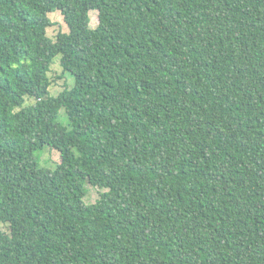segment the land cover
<instances>
[{
	"label": "trees",
	"instance_id": "trees-1",
	"mask_svg": "<svg viewBox=\"0 0 264 264\" xmlns=\"http://www.w3.org/2000/svg\"><path fill=\"white\" fill-rule=\"evenodd\" d=\"M0 264H264V0H0Z\"/></svg>",
	"mask_w": 264,
	"mask_h": 264
},
{
	"label": "rangeland",
	"instance_id": "rangeland-1",
	"mask_svg": "<svg viewBox=\"0 0 264 264\" xmlns=\"http://www.w3.org/2000/svg\"><path fill=\"white\" fill-rule=\"evenodd\" d=\"M90 15H91V26L92 27L97 26L98 11L92 10L90 12ZM49 16L51 21L53 22V24L48 28V35L50 37L55 38L59 30H64V31L68 30V27L64 23L63 16L59 10L51 12ZM50 76L53 81L50 90L51 93L54 95L58 94L66 84L71 87L75 83V79L70 73L67 72H65L64 74L62 73V67L60 64L59 57L55 60V62L52 65ZM32 101L33 99H28L27 103ZM59 121L67 126H70V119L67 115L65 107H62L60 110ZM35 155L40 163V166L47 169L54 170L61 162L60 151L50 145H46L43 149L36 151ZM87 187H88V193L86 196V201L88 203L95 202L100 197V193L105 190L103 188L92 185H88Z\"/></svg>",
	"mask_w": 264,
	"mask_h": 264
}]
</instances>
